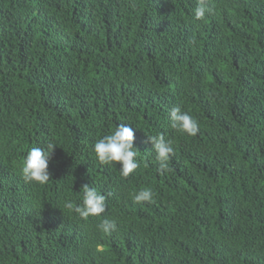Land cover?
Here are the masks:
<instances>
[{"label":"trees","instance_id":"1","mask_svg":"<svg viewBox=\"0 0 264 264\" xmlns=\"http://www.w3.org/2000/svg\"><path fill=\"white\" fill-rule=\"evenodd\" d=\"M206 2L196 20L199 0H0V264H264V0ZM176 106L196 136L171 128ZM121 123L128 177L94 152ZM49 143L50 180L25 182ZM85 184L106 197L86 220L63 207Z\"/></svg>","mask_w":264,"mask_h":264},{"label":"clouds","instance_id":"2","mask_svg":"<svg viewBox=\"0 0 264 264\" xmlns=\"http://www.w3.org/2000/svg\"><path fill=\"white\" fill-rule=\"evenodd\" d=\"M212 11L213 9L208 6L206 0H199L194 11V17L196 20H203ZM169 120L171 128L178 132L196 136L199 131L198 121L187 111L182 110L180 106L171 109ZM134 134L135 130L131 125L121 123L110 134L104 135L94 145L98 162L102 165L116 166L119 164L121 176L128 177L139 166L135 159L138 155V148L134 146ZM147 140L156 153V160L159 163L157 171L166 172L167 161L174 151L172 142L166 140L163 135L147 137ZM56 147L54 143H49L46 147H32L28 150L20 169L25 182L43 185L50 180L49 162ZM82 189V200L78 205L74 206L73 202L65 201L63 207L73 210L85 220L105 213L106 197L89 184L83 185ZM153 198L154 193L150 188L140 189L133 196L136 203L151 202ZM99 228L104 233H110L117 228V222L111 219H103Z\"/></svg>","mask_w":264,"mask_h":264}]
</instances>
